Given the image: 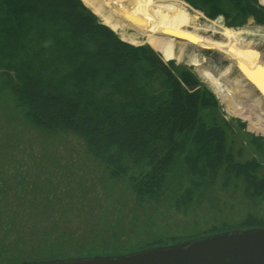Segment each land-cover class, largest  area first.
<instances>
[{
    "label": "trees",
    "instance_id": "trees-1",
    "mask_svg": "<svg viewBox=\"0 0 264 264\" xmlns=\"http://www.w3.org/2000/svg\"><path fill=\"white\" fill-rule=\"evenodd\" d=\"M185 1L209 18L222 15L227 26L249 16L264 25L259 0ZM161 29L158 47L181 59L173 32L161 27L152 37ZM219 108L190 68L164 61L148 43L123 40L83 0H0V127L23 124L50 139L0 133V263L123 253L223 231L151 236L130 246L143 222L138 208L162 201L185 176L191 184L180 197L170 194L176 206L194 202L206 176L219 170L227 181L241 180L249 198H264V162L239 159L242 148L235 149L232 124ZM70 136L104 167L108 192L99 193L73 158L57 157L59 140ZM253 142L264 148L260 136ZM100 199L118 201L123 216L130 212L127 223L110 218L105 204L91 211ZM236 225L264 226V218L248 213Z\"/></svg>",
    "mask_w": 264,
    "mask_h": 264
},
{
    "label": "rangeland",
    "instance_id": "rangeland-1",
    "mask_svg": "<svg viewBox=\"0 0 264 264\" xmlns=\"http://www.w3.org/2000/svg\"><path fill=\"white\" fill-rule=\"evenodd\" d=\"M184 1L185 0H177L176 3L181 6L180 9H175L172 7V4H168L171 11L169 21L161 23L158 26V28L166 27L168 31L173 32L175 36V38H172L175 47L174 51H177V56H180L181 59H177L172 52L164 51L158 47L159 40L165 33L162 29L161 32L153 34L154 37H152L151 34V38L153 39L151 40L150 38L145 43L152 46L161 55L164 61L168 62L169 60H166V58L171 57L176 64L190 68L198 78L214 92L220 104L219 116H223L232 124L234 134L230 140H235L234 145L236 150L242 148V156L239 159L245 161L255 157L264 162V148H258L257 143L253 142V137L260 136L264 145L263 98L254 89L251 90V86L245 82L235 65L231 66V72L229 71L230 75L228 77L220 75L221 70L231 64L230 60L220 52L222 51L220 46L223 43V32L218 25H226L224 17L220 15L214 19L209 18L202 10L194 8L187 1ZM98 16L100 17L99 14ZM207 21H209V23L207 24L205 33H200L198 36H190L193 32L203 30ZM197 22H201L202 26L199 27ZM231 27H240V29L245 28V30L248 31L243 35V42L245 44L250 43L253 46L251 56L254 59L260 60V62L262 61L264 64V25L249 21V23H245L241 26ZM194 28L197 30H194ZM251 39H253L254 42ZM149 40L150 42H148ZM200 46L212 47L214 49H201ZM205 71L212 76H217V78L220 77V89L215 87L213 81L208 77ZM233 78H239L242 81L240 89L235 91L233 89L234 92L229 90V86L233 85L235 82ZM229 103L236 105L232 106L229 105ZM11 128L12 126L5 127L3 130L0 127V133H7V137H10L15 136L14 133L16 131V135L20 137V140L31 139L41 144H45L47 140L50 142V139L46 138L39 131L26 127L23 124H15V128ZM59 141L63 143V146L60 147V152L56 153L57 157L62 161L69 162H72L74 159V162H72L73 165L77 168L80 167L84 169L83 171L90 172V176H93L99 193L104 194L105 191L108 192L111 187H104L106 183V181L104 182V167L99 161L86 153L84 142L72 136L67 137L68 142L66 138L65 140ZM134 173L137 174V171L134 170ZM190 184L191 179L188 176L182 178L180 182L175 180L170 184L171 192L164 197L162 201L144 203L143 206L138 208L140 220L143 222H140L138 226L139 229L137 228L138 230L136 233L139 234L138 236L133 235L131 238L125 235V240L131 238L130 246L135 247L144 245L143 242L151 238V236L163 235L165 237L177 236L179 238L185 236L195 237L214 226H217L220 230H227L228 227L232 226L239 227V225L236 224L242 222L248 213L264 218V198H249L244 192V183L235 178H231L227 181V175L224 170H219L217 175L209 174L206 176V184L200 189L201 192L197 195L194 202L188 206H176L174 203L176 197L170 194L173 193L180 197L184 189ZM119 185H121V183H117V187H115L116 193L118 192L117 188ZM101 196L105 198V196ZM102 200L103 199L91 202L90 208L93 207L91 211L94 210L99 212L101 205L105 204L109 206V210L111 211L110 218L113 213L114 217H121L123 224L127 223V220L130 218L128 215L130 212L123 216L118 201L111 202V200ZM131 203H133V201H130V204ZM127 211L126 209L125 212ZM93 218L94 215L92 214L89 215V217L87 216L89 222L92 221ZM147 219H150L149 221L151 223L149 224V228ZM145 229L149 231L148 234L144 231ZM146 237L148 238L145 239ZM169 240L170 239H168V242Z\"/></svg>",
    "mask_w": 264,
    "mask_h": 264
},
{
    "label": "water",
    "instance_id": "water-1",
    "mask_svg": "<svg viewBox=\"0 0 264 264\" xmlns=\"http://www.w3.org/2000/svg\"><path fill=\"white\" fill-rule=\"evenodd\" d=\"M249 21L255 22L254 17L251 16ZM236 68L243 79L264 99V89L260 87L255 74L250 72L245 74ZM0 264H264V226L234 227L198 238H186L123 253L22 260Z\"/></svg>",
    "mask_w": 264,
    "mask_h": 264
},
{
    "label": "bare ground",
    "instance_id": "bare-ground-1",
    "mask_svg": "<svg viewBox=\"0 0 264 264\" xmlns=\"http://www.w3.org/2000/svg\"><path fill=\"white\" fill-rule=\"evenodd\" d=\"M83 1L85 2V4H88V6L91 7V9H93L97 13V15L98 14L100 15L101 20L105 24H107L113 30L117 31L123 39L133 44L145 43L148 39L151 38V34L159 29L158 26L161 23H166L169 21V16L171 11L168 4H172V7L175 9L181 8V6L177 5L176 3L177 0H83ZM261 1L264 3V0ZM209 21L206 22V25L204 26L203 30L193 32L190 34V36H198L200 33H205ZM197 24L199 27L202 26L201 22H197ZM218 26L220 30H222L223 32V36H222L223 43L220 46V49L222 51L220 50L219 51L222 52L230 60L231 63L223 70H221L220 75L224 77L225 76L228 77L231 72L230 71L231 66L235 65L245 74L249 72L254 73L255 76L259 79L261 85L260 87L264 89V64L262 63V61L260 62V60L254 59L251 56V52H252L251 50L253 46L250 43L245 44L243 42V35L245 32L248 31L245 30V28L240 29V27L237 28V27H231L221 24H219ZM194 30L197 29L194 28ZM148 42H150V40ZM200 48L204 49V48H212V47L200 46ZM172 59L173 58H166V60H172ZM206 74L208 75V77L211 78L215 87L217 89H220L221 88L220 77L217 78V76L216 77L212 76L208 72H206ZM233 80L235 81L234 82L235 85L233 84L234 86L233 85L229 86L230 91H233V89L234 91L240 89V86H242L241 79L233 78ZM252 89L253 87H251V90ZM231 103H229V105L232 106L236 105V104L233 105Z\"/></svg>",
    "mask_w": 264,
    "mask_h": 264
}]
</instances>
